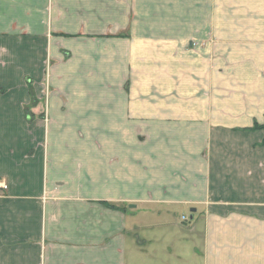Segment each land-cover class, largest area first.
Wrapping results in <instances>:
<instances>
[{"label": "crops", "instance_id": "0c3cea01", "mask_svg": "<svg viewBox=\"0 0 264 264\" xmlns=\"http://www.w3.org/2000/svg\"><path fill=\"white\" fill-rule=\"evenodd\" d=\"M263 127L264 0H0V264H264Z\"/></svg>", "mask_w": 264, "mask_h": 264}, {"label": "rangeland", "instance_id": "374dc122", "mask_svg": "<svg viewBox=\"0 0 264 264\" xmlns=\"http://www.w3.org/2000/svg\"><path fill=\"white\" fill-rule=\"evenodd\" d=\"M212 68H214V70H215V66L214 67H212ZM223 69H224V71H223V73H225V74H229V73H231V69L230 68H228V69H226L225 67H223ZM207 84H209V82L207 83ZM213 91H214V86H213V84H212V88L210 89V87L207 85V90H206V93H207V98H209L210 96H212L213 97ZM203 97L205 96V95H202ZM256 127H257V124L255 125Z\"/></svg>", "mask_w": 264, "mask_h": 264}, {"label": "built area", "instance_id": "2783aa9c", "mask_svg": "<svg viewBox=\"0 0 264 264\" xmlns=\"http://www.w3.org/2000/svg\"><path fill=\"white\" fill-rule=\"evenodd\" d=\"M0 189L7 190L8 189V185L5 182H0ZM183 220L186 221V220H188V218L187 217H183Z\"/></svg>", "mask_w": 264, "mask_h": 264}, {"label": "trees", "instance_id": "16d2710c", "mask_svg": "<svg viewBox=\"0 0 264 264\" xmlns=\"http://www.w3.org/2000/svg\"><path fill=\"white\" fill-rule=\"evenodd\" d=\"M264 128V127H263Z\"/></svg>", "mask_w": 264, "mask_h": 264}]
</instances>
